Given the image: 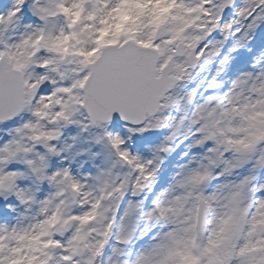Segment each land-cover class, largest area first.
<instances>
[{
    "label": "snow or ice",
    "instance_id": "obj_1",
    "mask_svg": "<svg viewBox=\"0 0 264 264\" xmlns=\"http://www.w3.org/2000/svg\"><path fill=\"white\" fill-rule=\"evenodd\" d=\"M262 26L264 0H0V264H264Z\"/></svg>",
    "mask_w": 264,
    "mask_h": 264
},
{
    "label": "rangeland",
    "instance_id": "obj_2",
    "mask_svg": "<svg viewBox=\"0 0 264 264\" xmlns=\"http://www.w3.org/2000/svg\"><path fill=\"white\" fill-rule=\"evenodd\" d=\"M188 142H189V141H185L183 144H181L182 147H183V149H184V151H182V152H185V151H186V145H187ZM192 151H193V152H194V151H198V149H193ZM176 153H177V152H176ZM176 153H175V154H176ZM178 153H180V152H178ZM189 155H191V152L189 153ZM184 157H185V158L187 157V160H188V156H184ZM185 162H186V161H185ZM185 162H184V163H185Z\"/></svg>",
    "mask_w": 264,
    "mask_h": 264
}]
</instances>
